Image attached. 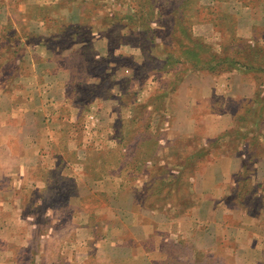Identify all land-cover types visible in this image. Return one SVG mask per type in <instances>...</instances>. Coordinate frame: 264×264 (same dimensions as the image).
I'll return each instance as SVG.
<instances>
[{
  "label": "rangeland",
  "instance_id": "rangeland-1",
  "mask_svg": "<svg viewBox=\"0 0 264 264\" xmlns=\"http://www.w3.org/2000/svg\"><path fill=\"white\" fill-rule=\"evenodd\" d=\"M21 76L63 161L3 178L0 264H125L138 226L155 264H264V0H0Z\"/></svg>",
  "mask_w": 264,
  "mask_h": 264
},
{
  "label": "crops",
  "instance_id": "crops-1",
  "mask_svg": "<svg viewBox=\"0 0 264 264\" xmlns=\"http://www.w3.org/2000/svg\"><path fill=\"white\" fill-rule=\"evenodd\" d=\"M32 68L34 69H32V71H36L34 67ZM38 71L41 72L40 69H38ZM43 83L41 79L35 80L30 79L29 76H21L19 79L15 80V86H17L15 88H20L17 90V93L13 92L12 97L6 100H3L0 95V190H2L1 184L5 176L16 177L21 174L22 176L20 179L23 183H26L25 180L30 177V168L33 164L31 161L48 165L51 169H57L63 161L62 155H57L56 153L58 146L51 143V132L47 131L45 125L44 128L37 127L35 121L32 122L29 119L31 102L36 104L37 98L40 99L41 94L43 95L42 91H40ZM37 87H39V89ZM59 94L61 96L62 92L60 91ZM38 117H41V113H39ZM39 123H41V121H39ZM32 128L35 130L32 131ZM14 141H17L18 145H16ZM71 146H73L72 148L75 150L73 151L78 158L76 162H74L75 165L77 166L80 164L85 166L86 158L84 157V159L81 157L80 152H88L90 149H85L81 144ZM68 163L71 166L70 169H73L74 165H72L71 162ZM40 182L44 183V180H37V183ZM137 210L144 216L156 217V220L159 217L166 216L162 211V213H160V211H156L152 207L142 206V208H137ZM166 214L172 216L169 212H166ZM154 226H156V230H159L158 223L154 224ZM111 230L112 228L110 232ZM132 233L135 236L134 244H127L128 241H126L122 245V243L114 241L110 243L108 249L110 251H115L119 248L137 250L138 254L128 257L125 264H155L154 259H156V257H152L154 253L152 256H149L148 246L142 241L144 238L148 237V234L141 226H138L136 230L132 229ZM123 239H125V237L121 238V241H123ZM156 242L159 243V237H155V243ZM115 264L123 263L117 262Z\"/></svg>",
  "mask_w": 264,
  "mask_h": 264
}]
</instances>
